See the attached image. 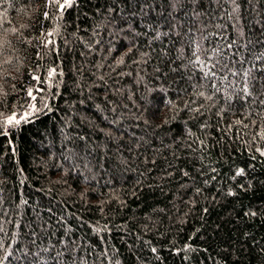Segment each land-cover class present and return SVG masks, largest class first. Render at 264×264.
Masks as SVG:
<instances>
[{
    "label": "trees",
    "instance_id": "16d2710c",
    "mask_svg": "<svg viewBox=\"0 0 264 264\" xmlns=\"http://www.w3.org/2000/svg\"><path fill=\"white\" fill-rule=\"evenodd\" d=\"M58 7L0 0V264H264V0Z\"/></svg>",
    "mask_w": 264,
    "mask_h": 264
},
{
    "label": "rangeland",
    "instance_id": "374dc122",
    "mask_svg": "<svg viewBox=\"0 0 264 264\" xmlns=\"http://www.w3.org/2000/svg\"><path fill=\"white\" fill-rule=\"evenodd\" d=\"M73 0H58L59 3V11H61L65 6H68ZM32 97V102L21 112L13 113L8 115L3 119V123L6 125H16L26 119L30 118L36 111L34 100L35 98Z\"/></svg>",
    "mask_w": 264,
    "mask_h": 264
}]
</instances>
